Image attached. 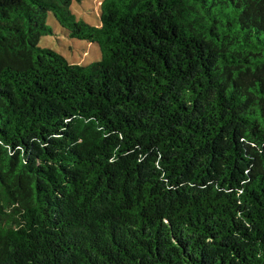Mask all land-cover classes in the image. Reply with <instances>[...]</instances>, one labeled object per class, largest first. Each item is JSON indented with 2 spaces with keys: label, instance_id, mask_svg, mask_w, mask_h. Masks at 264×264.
Returning <instances> with one entry per match:
<instances>
[{
  "label": "trees",
  "instance_id": "16d2710c",
  "mask_svg": "<svg viewBox=\"0 0 264 264\" xmlns=\"http://www.w3.org/2000/svg\"><path fill=\"white\" fill-rule=\"evenodd\" d=\"M73 1L0 0V264H264V0Z\"/></svg>",
  "mask_w": 264,
  "mask_h": 264
},
{
  "label": "rangeland",
  "instance_id": "374dc122",
  "mask_svg": "<svg viewBox=\"0 0 264 264\" xmlns=\"http://www.w3.org/2000/svg\"><path fill=\"white\" fill-rule=\"evenodd\" d=\"M101 0L73 1L72 10L78 19L99 25ZM48 25L52 28V34L41 37L40 46L49 47L62 54L71 64L87 65L101 58V49L98 43L67 35L66 30L55 19L52 13L48 16Z\"/></svg>",
  "mask_w": 264,
  "mask_h": 264
}]
</instances>
